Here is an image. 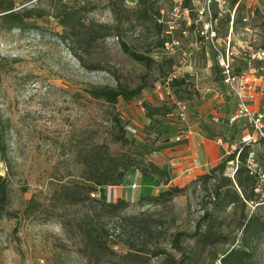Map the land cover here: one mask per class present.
<instances>
[{"label": "rangeland", "instance_id": "374dc122", "mask_svg": "<svg viewBox=\"0 0 264 264\" xmlns=\"http://www.w3.org/2000/svg\"><path fill=\"white\" fill-rule=\"evenodd\" d=\"M14 3L32 16L22 27H8L0 18V174L10 183V211L18 215L0 216V264H222L223 253L242 248V221L249 214L241 202L228 203L233 190L239 191L231 160L209 181L200 180L203 174L192 179L170 203L140 201L135 167L119 185H129L130 195L122 198L129 204L122 210L93 209L92 201L82 202L74 193L93 191L92 163L106 165L132 150L138 162L158 163L172 141L187 135L221 138L227 145L222 160L234 152L243 123L229 124L233 99L223 93L214 46L205 35L212 25L217 45L225 46L234 22L235 63L244 67L247 51L264 49V0L210 6L189 0L191 11L183 17L195 23L187 37L181 33L184 20L168 32L174 23L166 0ZM160 14L161 29L155 23ZM68 19L101 38L90 47L64 41ZM119 37L156 62L133 60ZM174 39L179 47L165 49ZM173 79L185 82L178 87ZM121 82L144 89L115 105L89 93ZM177 101L187 105L183 116ZM123 134L130 142L119 139ZM253 215L264 218V205ZM253 264H264V239Z\"/></svg>", "mask_w": 264, "mask_h": 264}, {"label": "trees", "instance_id": "16d2710c", "mask_svg": "<svg viewBox=\"0 0 264 264\" xmlns=\"http://www.w3.org/2000/svg\"><path fill=\"white\" fill-rule=\"evenodd\" d=\"M125 2V0H122ZM145 0H141L143 2ZM189 3V0H186V6ZM0 18L2 22L8 26H24L25 18H29L32 15L30 13H26L25 11L21 12L16 10V6L14 0H2L0 2ZM156 16V15H155ZM72 16H70L71 19ZM155 23L158 27L162 24L158 22V17H155ZM68 19V22H65L64 25L66 26V32L62 34V38L64 41H78L80 44H86L87 47L92 45V41L98 40L101 38L99 36H93L92 32L87 33L82 32V30H86L84 24H72ZM119 28V26L117 27ZM119 36V34H117ZM78 37V38H77ZM77 38V39H76ZM84 38V39H83ZM120 38V37H119ZM120 44L123 48V51L127 53L133 60L143 63L145 65H150L151 63H155L156 61L142 53L136 49H131L130 45L124 41L123 39H119ZM165 40L163 39L160 44H164ZM82 46V45H81ZM89 54V52H87ZM83 59V57H80ZM163 65V63H162ZM185 82V79H173V83L175 86H181ZM144 89V86H138L134 88H130L125 84L118 83L116 86L111 85H103V86H95L89 89V93L95 99H102L105 102L115 105L120 98L124 100H132L138 97L139 94ZM3 138L1 133L0 127V143L3 144ZM120 140L126 141L127 143L130 142L125 138V135H121ZM0 144V153L4 156L3 149H1ZM249 151V147L245 146V148L241 151L239 159L240 167L237 170V184L239 191L236 189L233 190V195L228 200V203L236 204L241 202L245 207V210L248 212V200H253L255 198V180L253 176H250L247 169L244 167L243 163L245 162L247 153ZM135 150L132 152H125L121 155L116 161H110L108 164L102 163H92V189H96L97 186H108V185H120L123 182L125 174L129 169L135 167L141 174L144 175H156L164 184H169L170 182V173L168 170L164 169L160 165L156 164L154 161H147V162H138L135 155ZM140 151H138V154ZM237 151H234L228 158L226 157L220 163L215 165L211 168L210 172L207 174H203V177L200 180L209 181L212 178H215L218 171L223 172L226 168L227 163L230 160H234L236 158ZM111 160V159H110ZM202 176V175H201ZM197 177H195L196 179ZM198 179V178H197ZM201 182V181H200ZM8 180L0 174V216L9 213L15 217H18L17 213L10 211V187H9ZM94 185V186H93ZM188 187L187 186H169L167 189L162 190L160 193L156 195H145L142 196L140 201L147 200L154 202L155 204H165L173 202L174 199L180 195H183ZM80 201H92V207L95 209L98 205L102 208H107L109 210L118 211L122 210L127 204H129L124 199H119L116 202L107 203L104 199H95L90 196L88 193L87 195L81 197V193H74ZM217 196H220L219 190L217 189ZM215 197V196H214ZM216 199V197H215ZM260 207V206H259ZM258 207V208H259ZM257 208V209H258ZM28 210H32L29 207ZM62 225L65 227L67 223L62 221ZM243 226V247H233L229 251L223 253L221 257L222 264H253L256 252L258 250L259 245L261 244L262 240L264 239V218L258 215L252 216H244L242 221ZM109 234V231L107 232ZM182 252V250L180 249ZM185 254V253H184Z\"/></svg>", "mask_w": 264, "mask_h": 264}, {"label": "built area", "instance_id": "2783aa9c", "mask_svg": "<svg viewBox=\"0 0 264 264\" xmlns=\"http://www.w3.org/2000/svg\"><path fill=\"white\" fill-rule=\"evenodd\" d=\"M170 2L171 6V23L174 25L170 26V31L179 28L180 21L184 20L186 23L181 27V33L187 37L189 35V27H191L195 21L191 18L183 17L184 14L189 13L191 9L183 4V0H166ZM194 1V0H193ZM220 0H205L207 5L211 3L219 2ZM185 5V6H184ZM164 12L163 9L160 13ZM183 18V19H182ZM248 21L247 18L244 19ZM163 22V18L158 19ZM176 23V25H175ZM233 24L228 32V37L225 39V46L216 43L218 35L213 26L211 25V31H207L210 34H206L202 31V35H205L206 39L214 46V59L216 66L218 67L219 79L221 81V87L223 93L226 91L232 96L233 105L235 110L229 114L228 120L231 126L243 123V133L238 146L234 148L237 151L236 158L230 162L236 165L235 173L240 167V154L245 146L249 147L244 167L247 169L250 176H253L255 180V198L248 200V211L249 216H252L255 210L264 205V108L255 106V104L263 103L264 101V75L260 74V70H264L262 67H257V62H264V49L255 52L247 51V57L245 58L244 67L238 68L236 58L238 52L232 46L233 40ZM209 30L210 25L206 26ZM216 40V41H215ZM181 44L180 40H172L171 42L165 43V49L174 50ZM187 54V52H184ZM180 115L187 113V105L182 101L176 102ZM218 142L223 144V140L220 138ZM135 186V185H134ZM91 197L95 199H104L107 203L116 202L121 199V186L108 185V186H97L91 192ZM215 199V197L213 196Z\"/></svg>", "mask_w": 264, "mask_h": 264}, {"label": "crops", "instance_id": "0c3cea01", "mask_svg": "<svg viewBox=\"0 0 264 264\" xmlns=\"http://www.w3.org/2000/svg\"><path fill=\"white\" fill-rule=\"evenodd\" d=\"M255 106L264 108V103L255 104ZM234 148L235 146H232V149ZM223 150H227L226 144L223 145L218 140L204 139L199 136L190 137L187 135L182 142L172 141L168 149L162 154L160 153L162 161L155 162L169 171V184H164L156 175H144L137 170L136 178L133 179V182L136 179L138 184L136 193L140 196L156 195L169 186H185L195 177L209 173L212 167L220 163ZM126 187L121 186L122 198L130 195L129 191H126ZM153 192L155 194H150Z\"/></svg>", "mask_w": 264, "mask_h": 264}, {"label": "bare ground", "instance_id": "6f19581e", "mask_svg": "<svg viewBox=\"0 0 264 264\" xmlns=\"http://www.w3.org/2000/svg\"><path fill=\"white\" fill-rule=\"evenodd\" d=\"M233 29H234V26H233Z\"/></svg>", "mask_w": 264, "mask_h": 264}]
</instances>
